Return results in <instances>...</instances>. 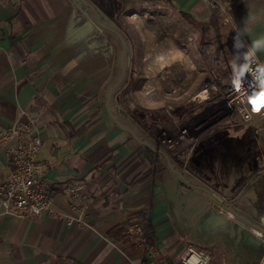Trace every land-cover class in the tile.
Wrapping results in <instances>:
<instances>
[{"label": "crops", "instance_id": "0c3cea01", "mask_svg": "<svg viewBox=\"0 0 264 264\" xmlns=\"http://www.w3.org/2000/svg\"><path fill=\"white\" fill-rule=\"evenodd\" d=\"M174 4L199 30L204 43L228 30L214 27L200 0H174ZM90 7L91 0H0V128L21 111L35 120L42 140L39 157L51 165L45 182L54 192L53 212L37 218L9 217L0 208V264H147L149 257L130 236L122 239L109 233L115 229L124 235L131 222L148 230L150 246L170 264H179L187 244L203 249L214 264H257L263 248L252 229L264 236V168L254 171L246 165L247 171L236 177L235 166L210 160L214 156L200 160L196 145L189 143L179 151L185 158L179 171L161 156L166 162L158 179L156 169L150 174L147 160L157 156V150L143 140L142 128L129 127L135 130L129 133L109 116L89 132L77 128L74 111L82 107L79 94L89 96L91 83L88 75L74 67L72 43H80L85 36L109 34L100 16L97 19L89 13ZM229 16L233 33L247 26L249 45L264 36V0H230ZM182 51L189 60L187 54L193 56L190 47ZM256 55L264 63V51ZM219 70L214 86L223 87L233 77V66L224 64ZM196 78L184 79V92L197 87ZM103 88L88 110L102 103ZM254 124L243 129L258 136L264 147V129L256 131ZM192 130L200 140L212 132H198L197 123ZM11 169L6 148L0 144V184ZM65 183L80 187L77 199L87 205L91 229L67 227L54 213L68 208L66 198L59 194ZM216 203L234 219L217 213Z\"/></svg>", "mask_w": 264, "mask_h": 264}, {"label": "rangeland", "instance_id": "374dc122", "mask_svg": "<svg viewBox=\"0 0 264 264\" xmlns=\"http://www.w3.org/2000/svg\"><path fill=\"white\" fill-rule=\"evenodd\" d=\"M117 1L119 2V7L114 19L106 16L98 8L96 5L99 4L97 0H91V3L104 24L116 28L123 36H131V39L127 37L129 46L124 59V78L127 75L129 78H133V81L125 85L121 93V96L126 95L133 100L130 101L131 108H129L131 110L122 105V97L117 99L114 98L113 94L108 108H105L103 104L109 85L113 84L119 76V70H113L107 85L103 88V93L101 92L102 103L99 106L88 110L87 108L94 102L93 97L90 95L86 96V94L80 96L79 94L82 107L76 108V111H74V115H76L74 123L77 128L83 129L85 127L86 132H89L92 130L91 128L98 126L100 119L104 120L109 116L119 122L118 126L120 129L123 128V130L132 133L135 130L129 127L140 129V126L137 125L136 120L131 117L129 112L142 114L144 121L142 123H146L149 129V131H144L143 140L149 146L155 148L157 151L154 153L158 154L157 156L154 154L155 159L153 158L152 160L147 157L148 165L149 167L151 166L149 172L152 175L154 169H156L158 171L156 174L158 179L162 177L163 173L161 171L163 167L161 166L165 165L166 162L161 156L164 154L167 161L173 164V168L179 171L180 166L185 161L184 155L182 156L179 151L185 145L190 144L196 145V158L200 156V160H204L208 156H214L210 160H217L227 166H235L236 169L233 171L236 177L247 171L246 165L252 167L254 171L264 168V147L258 141V136L249 135L243 129L245 126L248 127L249 124H243L238 116L226 106L223 98L224 86L222 87L221 84L219 87L214 86V83L219 80V68H222L224 64L230 67L233 66L235 50L230 44V36L233 34L232 29L229 27L230 25L223 24L221 19L205 6L212 17L214 27L217 30L219 27H226L228 30L218 32L215 36H212L213 39H210V42L204 43L199 40V38L201 39L199 30L190 25L178 13L174 0H169L168 2L166 0ZM88 11L95 17L91 7ZM85 12L87 11L85 10ZM134 13L140 16L141 23L144 25H142L143 28L154 33L156 42L171 38L176 47L181 50L185 47H190L191 50H194V58L187 54L192 61L193 69L189 70L183 62H175L162 68L154 76L155 78H150L151 82L157 81L160 86V94L164 96L165 104L161 107L147 108L138 103V96L135 94L138 91L137 87L139 84L149 80L146 63L150 60L148 58L150 49L147 46L150 43L146 44L141 38V30L136 28L135 24L127 18ZM90 33H93V29ZM106 36H109V34H106ZM124 38L126 39V37ZM180 43H183L184 46ZM194 43H197L196 49ZM246 43L249 45L247 41ZM151 46L150 44V48ZM193 77H197L196 79L199 81L197 87L190 88L184 92L182 88L184 79L190 80ZM221 82L224 83L225 80ZM198 86H201V88ZM195 123H197L198 132L203 130L212 132L200 140L199 135L195 136L192 130ZM107 129H109V126H107ZM135 140L137 143L141 142L139 141L140 139L136 138ZM108 143L115 144L113 142ZM120 144H124V142ZM200 150H202L203 154L199 153ZM166 168L165 166L164 169ZM229 171L231 172V170ZM253 174L255 175L254 172ZM244 176L245 174H243L242 178ZM255 176L260 177L262 174Z\"/></svg>", "mask_w": 264, "mask_h": 264}, {"label": "built area", "instance_id": "2783aa9c", "mask_svg": "<svg viewBox=\"0 0 264 264\" xmlns=\"http://www.w3.org/2000/svg\"><path fill=\"white\" fill-rule=\"evenodd\" d=\"M204 5L223 24H232L229 16L230 0H201ZM234 32L230 36V44L233 48ZM182 46L183 43H181ZM234 49V48H233ZM246 50V49H245ZM256 59L261 63L256 55ZM256 64H252L255 69ZM252 73L243 75L239 85L234 86L233 77L224 86L223 98L226 106L236 114L243 124L255 123L256 131L264 129V109L253 114L247 97L254 90ZM130 107V101L124 102ZM131 108V107H130ZM26 117L25 121L21 117ZM0 144L4 145L8 154L11 172L4 182L0 184V208L4 215L17 219L37 218L51 209L54 192L45 182V175L50 164L42 160L39 155L42 148L40 131L35 120L25 111L12 119L8 126L0 128ZM80 187L71 183H65L59 189V194L66 198L67 210L54 212L63 218L65 226L89 228L86 221L87 205L79 202ZM215 210L223 214L226 219H234V216L223 205L216 203ZM254 236L262 241L263 252L257 264H264V236L257 230L252 229ZM125 234L130 236L135 245L149 257L147 264H170L168 259L157 254V248L150 246L148 230L140 223L131 222L125 228ZM207 252L203 249L187 244L179 256V264H214Z\"/></svg>", "mask_w": 264, "mask_h": 264}, {"label": "flooded vegetation", "instance_id": "af4514ba", "mask_svg": "<svg viewBox=\"0 0 264 264\" xmlns=\"http://www.w3.org/2000/svg\"><path fill=\"white\" fill-rule=\"evenodd\" d=\"M97 1L99 3L96 4L98 8L102 10L106 16H109L111 19H114L115 13L117 12L119 7V2L117 0ZM91 9H93V13L98 19V12H96L93 7H91ZM102 26L105 27V29L109 32L111 36H85L84 40L80 41L81 44L77 41H74L72 43L74 45L72 47L73 54H75V57L73 59L75 62L74 67L77 71H81L83 74H85V70L88 71L86 75L89 76V82L91 83V97H94V95L98 92L99 88H103L107 85L112 71L118 69L119 76L117 80L113 84L109 85L107 89L105 106L107 107V100L109 98L108 102L110 101L112 94L114 95V98L117 99L122 97L121 103L122 105H124V102L126 101H133L126 95L121 96L125 85L133 81V78H129V76L127 75L124 78V59L129 46V41L127 37L131 39V36H123L121 32L118 31L116 28L108 27L106 25ZM124 37H126V39ZM81 59H83L84 62H81ZM82 66L84 67L83 70ZM135 115H137L140 119H135L137 125H139L140 128H142L144 131H146L142 127V122H144L142 119V114Z\"/></svg>", "mask_w": 264, "mask_h": 264}, {"label": "bare ground", "instance_id": "6f19581e", "mask_svg": "<svg viewBox=\"0 0 264 264\" xmlns=\"http://www.w3.org/2000/svg\"><path fill=\"white\" fill-rule=\"evenodd\" d=\"M127 18L135 24L136 28L141 30V37L144 41L152 45L148 55L150 60L146 63L149 80L140 83L137 87L138 91H136L135 94L138 96V103L147 108L161 107L165 104L164 96L160 94V86L157 81L153 80L154 82H151L150 78H155L154 76L161 71L162 68L170 66L175 62L185 63V66L189 70L193 69V65L185 53L175 46L171 38H166L167 40L165 39V41L155 43L154 33L143 28L137 13Z\"/></svg>", "mask_w": 264, "mask_h": 264}, {"label": "clouds", "instance_id": "9594fccd", "mask_svg": "<svg viewBox=\"0 0 264 264\" xmlns=\"http://www.w3.org/2000/svg\"><path fill=\"white\" fill-rule=\"evenodd\" d=\"M235 33L236 35L233 37L235 50L233 83L234 86L239 85L243 75L252 73L255 87L251 95L247 97V102L251 105L252 113L257 114L261 109H264V63H260L256 59V53L264 51V36L253 40L251 45H247L246 37L249 33L247 26L237 28ZM254 63L256 64L255 69L252 68Z\"/></svg>", "mask_w": 264, "mask_h": 264}, {"label": "trees", "instance_id": "16d2710c", "mask_svg": "<svg viewBox=\"0 0 264 264\" xmlns=\"http://www.w3.org/2000/svg\"><path fill=\"white\" fill-rule=\"evenodd\" d=\"M129 113H130V115L133 117V119L140 120L139 117H138L137 115H135V114H133V113H131V112H129ZM140 123H141V122H140ZM142 127H143L146 131H148V127H147V125H146L145 123H142ZM185 149H186V148H182V149H180V152H183ZM109 233H110V235L113 236V237H117V236L120 235V236H121L120 238H122V239H123V238H124V239H125V238H128L127 235H125V234L122 235V234H123V231H122V230L119 231V230H115V229H114V230H111Z\"/></svg>", "mask_w": 264, "mask_h": 264}, {"label": "water", "instance_id": "95a60500", "mask_svg": "<svg viewBox=\"0 0 264 264\" xmlns=\"http://www.w3.org/2000/svg\"><path fill=\"white\" fill-rule=\"evenodd\" d=\"M108 100H109V98H108ZM108 100H107V108H108Z\"/></svg>", "mask_w": 264, "mask_h": 264}]
</instances>
